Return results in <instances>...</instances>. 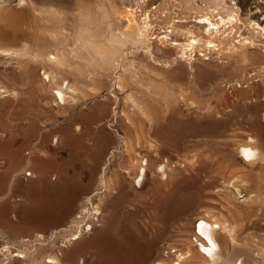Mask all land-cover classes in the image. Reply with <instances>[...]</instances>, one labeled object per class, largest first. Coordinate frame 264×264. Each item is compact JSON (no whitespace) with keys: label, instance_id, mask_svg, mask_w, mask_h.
<instances>
[{"label":"rangeland","instance_id":"1","mask_svg":"<svg viewBox=\"0 0 264 264\" xmlns=\"http://www.w3.org/2000/svg\"><path fill=\"white\" fill-rule=\"evenodd\" d=\"M0 1L22 9L19 41L41 34L65 50L75 47L80 4L101 0ZM171 1L124 5L139 18L149 12L154 36L187 14L186 0L176 13ZM221 6L223 17L240 21L233 32L253 40L247 52H264L251 25L264 0ZM163 45L137 53L139 67L123 87L114 69L79 72L69 58L48 80L40 62L0 52V264L55 255L54 264H199L179 255L199 247L206 216L233 227V243L223 242L227 263L213 264H264V159L249 163L239 153L251 137L264 155V80L250 77L264 63L216 54L175 62ZM67 81L62 101L55 88Z\"/></svg>","mask_w":264,"mask_h":264},{"label":"bare ground","instance_id":"2","mask_svg":"<svg viewBox=\"0 0 264 264\" xmlns=\"http://www.w3.org/2000/svg\"><path fill=\"white\" fill-rule=\"evenodd\" d=\"M124 1L101 0L96 4L94 3V6L81 3L73 34L75 47L66 48L65 50L63 47H57L58 44L53 49L51 41L46 36H41V34L35 35V39L32 40L33 43L25 39L23 42L19 41L20 31L16 29V26L22 16L10 14L6 8L1 6L2 1H0V52H8L40 62L43 65V74L46 75L48 80L55 74L66 70V66L69 65V58L78 60L76 62L79 64L77 68L79 72H89L91 67L98 72L114 69L117 70L118 82L121 87L130 81L132 82L131 78L136 73L135 69L139 67L137 53L139 54L142 50L144 53L149 52L151 48L159 50L161 47L158 45L160 44H165L170 48L167 49L168 54L175 62H191L192 59H195V55L208 60L213 54H216L218 57L225 56L232 60L253 59L257 62L261 60L264 63V52L259 53L256 51L252 54L247 52L248 46H253V40L241 36L242 33L236 34L235 31L233 32V27L240 23L239 20L235 19L234 14L233 17L227 16L226 18L221 15V5L225 0H220L221 5L217 0H210L209 3L200 2L199 0H186L187 14L182 17L175 16L166 29L154 36V32H151L152 23L149 22V12L145 17L139 18L138 11L136 14V9L124 5ZM171 2H174L172 5L174 7L173 12L176 13L178 0H172ZM18 4H26V1L18 0ZM253 15L256 19L251 21L252 28L260 33L264 39V14L262 9L257 7L253 11ZM161 33L162 35H160ZM166 46L163 45L164 48ZM250 77H258L257 81H263L264 65L255 66ZM63 83L55 88L56 97L62 101L66 98L67 89L70 88L68 81L65 84ZM239 153L249 163L264 159L263 153H260L251 137L248 143L239 146ZM146 159L142 160L140 164L138 163L135 175L137 186L141 185L144 178L147 166ZM166 167V164L158 165L160 176L166 177ZM93 210L97 211L96 208H93ZM91 228L93 227L91 226ZM232 228L226 220L206 216L199 224V233L196 232L195 240L199 242V247L198 244L195 245L197 250L190 244L185 250V254L181 253L179 256L182 257L183 255L181 259L184 261L200 257L199 264L224 262V257L227 254L224 255L223 252L228 250L229 247L228 249H226L227 246L224 248L223 242L228 240L227 244L233 243ZM84 230L83 227L77 230L69 239V242L81 238L80 235ZM55 256L46 258L44 264H54L60 261ZM243 260H237L235 264H243ZM81 261L83 262V260ZM230 261L232 260L230 259ZM160 264L168 263L161 261Z\"/></svg>","mask_w":264,"mask_h":264},{"label":"water","instance_id":"3","mask_svg":"<svg viewBox=\"0 0 264 264\" xmlns=\"http://www.w3.org/2000/svg\"><path fill=\"white\" fill-rule=\"evenodd\" d=\"M6 8V10L10 13V14H16V15H19L20 13H22V9H17L15 7H10V8H7V7H4Z\"/></svg>","mask_w":264,"mask_h":264}]
</instances>
